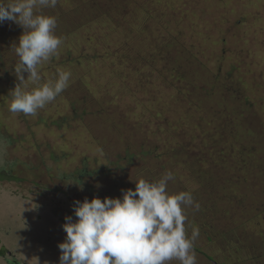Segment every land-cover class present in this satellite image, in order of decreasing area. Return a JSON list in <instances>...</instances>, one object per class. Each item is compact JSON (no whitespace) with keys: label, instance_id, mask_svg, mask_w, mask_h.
Returning a JSON list of instances; mask_svg holds the SVG:
<instances>
[{"label":"rangeland","instance_id":"1","mask_svg":"<svg viewBox=\"0 0 264 264\" xmlns=\"http://www.w3.org/2000/svg\"><path fill=\"white\" fill-rule=\"evenodd\" d=\"M98 5L89 19L74 13ZM39 11L72 32L38 83L71 78L35 116L9 111L24 29L0 24V173L16 178L0 180V263L9 250L59 264L75 201L122 198L171 171L168 192L200 205L185 223L188 236L199 229L197 264H264V0H58ZM160 67H182L200 89ZM23 75L26 90L38 86ZM125 149L134 157L121 159Z\"/></svg>","mask_w":264,"mask_h":264},{"label":"clouds","instance_id":"2","mask_svg":"<svg viewBox=\"0 0 264 264\" xmlns=\"http://www.w3.org/2000/svg\"><path fill=\"white\" fill-rule=\"evenodd\" d=\"M58 0H0V24L15 22L24 31L16 43L19 57L14 67L19 83L12 89L9 111L35 116L68 86L70 71H59L54 81L39 84L38 66L49 61L62 45L55 34L57 19L39 9L55 8ZM38 86L26 90L25 76ZM174 180L167 171L159 180L135 181V189L123 191L122 198L94 196L75 201L72 216L62 225L66 232L58 244L59 264H197L194 242L199 229L186 233V209L199 210L190 191L169 193Z\"/></svg>","mask_w":264,"mask_h":264},{"label":"trees","instance_id":"3","mask_svg":"<svg viewBox=\"0 0 264 264\" xmlns=\"http://www.w3.org/2000/svg\"><path fill=\"white\" fill-rule=\"evenodd\" d=\"M100 5H98L97 7H95V6H90V10H88V8H87V13H85L84 15H82L81 14V12H85V10L84 11H82V9L81 10H74V13H76V16H77V18L79 17V16H83V18H82V20L81 21H83L85 18H90V17H92V14L93 13H100L101 12V10H100V7H99ZM93 9H95V12H93L92 10ZM69 26H68V24H65V26L64 27H62V28H60V26H57L56 27V29H55V34L57 35V36H59V37H61V38H63V35H66L68 32H72L70 29H72V28H68ZM194 60H197L196 58H193L192 59V61H194ZM198 61V60H197ZM158 69V68H157ZM159 70L161 71V73H162V76H163V78H164V80H166V81H168L169 83H170V81H172V79H174V77H175V79H177L178 77H180V80L182 79V80H184V79H188V77L186 78V77H184V75H186V74H184V70L182 69V67H172V68H170V69H168V68H165V67H160L159 68ZM181 71H182V74H181ZM187 76V75H186ZM201 76V75H200ZM201 78H203L202 76H201ZM193 80H194V83H193V87H194V85H196L197 87H198V89H200V78L198 79L197 77H196V75H194V77H192L191 78V80H189L188 79V82H193ZM203 81H204V79H202ZM190 82V83H191ZM190 92V91H189ZM190 94H191V92H190ZM192 95V94H191ZM223 103V102H222ZM75 115L76 116H80L81 114H79V110H76L75 109ZM114 114V113H113ZM93 118V117H92ZM58 125H60L61 124V121H57L56 122ZM92 123H90L89 125H91ZM256 136H258V135H256ZM253 140H255V141H257L254 137H251ZM238 139L239 140H242L243 141V138H241V136L239 135L238 136ZM247 143V142H246ZM247 145H250V144H248L247 143ZM125 153H126V155H124V156H121V159H124V158H128V159H130V158H132V157H134V153H133V151H131V150H129V149H125ZM167 154H173L172 152H169V153H167ZM119 157V156H118ZM106 167L107 166H104V168L106 169ZM2 177H7L8 179H12V180H16V178H14V176H12V175H9L8 173H3V174H1L0 173V180H1V178ZM157 181V180H156ZM131 189V188H130ZM254 190V189H253ZM4 255V253H3V250H0V256H3ZM3 258H0V261L2 260Z\"/></svg>","mask_w":264,"mask_h":264},{"label":"flooded vegetation","instance_id":"4","mask_svg":"<svg viewBox=\"0 0 264 264\" xmlns=\"http://www.w3.org/2000/svg\"><path fill=\"white\" fill-rule=\"evenodd\" d=\"M7 253L9 254V256L11 257L10 259H7V264H29L28 262H22L20 263L14 255H12L9 250L7 251ZM11 254V255H10ZM0 258H3V256H0ZM3 260V259H2ZM1 264V263H0Z\"/></svg>","mask_w":264,"mask_h":264}]
</instances>
